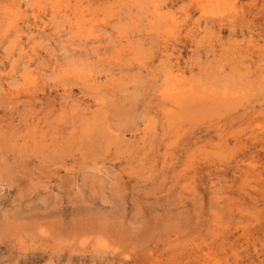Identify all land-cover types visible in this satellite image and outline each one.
I'll list each match as a JSON object with an SVG mask.
<instances>
[{"label": "rangeland", "instance_id": "374dc122", "mask_svg": "<svg viewBox=\"0 0 264 264\" xmlns=\"http://www.w3.org/2000/svg\"><path fill=\"white\" fill-rule=\"evenodd\" d=\"M0 264H264V0H0Z\"/></svg>", "mask_w": 264, "mask_h": 264}]
</instances>
